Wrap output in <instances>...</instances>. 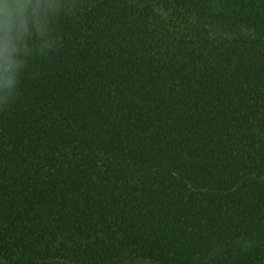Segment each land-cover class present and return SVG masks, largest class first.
Segmentation results:
<instances>
[{
	"label": "trees",
	"instance_id": "obj_1",
	"mask_svg": "<svg viewBox=\"0 0 264 264\" xmlns=\"http://www.w3.org/2000/svg\"><path fill=\"white\" fill-rule=\"evenodd\" d=\"M0 89V259L264 264V0H29Z\"/></svg>",
	"mask_w": 264,
	"mask_h": 264
},
{
	"label": "clouds",
	"instance_id": "obj_2",
	"mask_svg": "<svg viewBox=\"0 0 264 264\" xmlns=\"http://www.w3.org/2000/svg\"><path fill=\"white\" fill-rule=\"evenodd\" d=\"M29 0H0V89H11L18 67L14 58L17 40L27 30Z\"/></svg>",
	"mask_w": 264,
	"mask_h": 264
},
{
	"label": "rangeland",
	"instance_id": "obj_3",
	"mask_svg": "<svg viewBox=\"0 0 264 264\" xmlns=\"http://www.w3.org/2000/svg\"><path fill=\"white\" fill-rule=\"evenodd\" d=\"M0 264H8L7 262H5L4 260L0 259ZM125 264H161L159 262L153 261V260H146V259H136L134 261L131 262H127Z\"/></svg>",
	"mask_w": 264,
	"mask_h": 264
}]
</instances>
